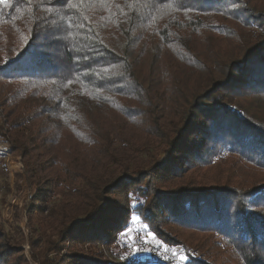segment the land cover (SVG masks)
<instances>
[{"label":"trees","instance_id":"16d2710c","mask_svg":"<svg viewBox=\"0 0 264 264\" xmlns=\"http://www.w3.org/2000/svg\"><path fill=\"white\" fill-rule=\"evenodd\" d=\"M0 141L32 192V261L122 264L102 247L135 216L185 258L133 264H218L190 231L264 264V0H7ZM12 241L0 264H26Z\"/></svg>","mask_w":264,"mask_h":264},{"label":"rangeland","instance_id":"374dc122","mask_svg":"<svg viewBox=\"0 0 264 264\" xmlns=\"http://www.w3.org/2000/svg\"><path fill=\"white\" fill-rule=\"evenodd\" d=\"M147 161V155L141 153L140 155H133L129 161V165L131 168H134L135 165H144ZM103 162L104 160L100 159V163ZM94 167L98 168V166ZM107 169H109L108 165L103 164L101 171ZM100 175V178L95 181L98 184H101L103 181V174ZM50 176L51 174L48 172L42 175L43 179ZM94 177L98 178L97 176ZM30 190L29 182L23 171L21 158L13 155L8 146L0 141V228L15 238L16 241H12L11 243L18 245L23 251V255L27 261L26 264H39V262L32 261L29 255L28 232L30 227L27 226V222L29 218L31 224L35 223V226L39 222L37 213L28 208L32 193ZM167 227L168 225H164L163 228ZM176 238L190 245L192 247L190 248L191 250L196 249L198 251L196 254H200L202 258L217 260L218 264H236L229 250L216 244L214 236L190 231L188 236L176 234ZM110 246V249L102 247V251L104 252L103 257L108 261L122 264L138 263L146 257L152 258L153 254L156 257H174L177 260L185 258L183 254L176 252L177 249L167 247L166 243L161 242L135 216L129 221V225L123 230L122 234ZM39 248L35 250L37 254H40ZM66 249H68L67 246ZM68 250L74 252L71 248ZM48 258L53 259L54 253L50 252Z\"/></svg>","mask_w":264,"mask_h":264},{"label":"snow or ice","instance_id":"6c2138e0","mask_svg":"<svg viewBox=\"0 0 264 264\" xmlns=\"http://www.w3.org/2000/svg\"><path fill=\"white\" fill-rule=\"evenodd\" d=\"M7 3V0H0V4H5Z\"/></svg>","mask_w":264,"mask_h":264}]
</instances>
